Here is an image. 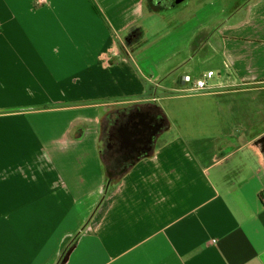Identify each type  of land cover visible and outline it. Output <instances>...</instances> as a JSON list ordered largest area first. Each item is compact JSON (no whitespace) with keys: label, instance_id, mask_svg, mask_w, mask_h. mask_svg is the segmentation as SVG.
I'll return each instance as SVG.
<instances>
[{"label":"crops","instance_id":"0c3cea01","mask_svg":"<svg viewBox=\"0 0 264 264\" xmlns=\"http://www.w3.org/2000/svg\"><path fill=\"white\" fill-rule=\"evenodd\" d=\"M172 2L0 0V264H59L76 236L61 264H264V107L189 110L201 120L191 140L155 102L192 75L172 62L175 48L207 43L188 47L191 28L212 39L214 70L264 82V0ZM156 15L170 66L150 62L148 84L124 80L117 52ZM141 101L169 127L110 178L106 118Z\"/></svg>","mask_w":264,"mask_h":264},{"label":"rangeland","instance_id":"374dc122","mask_svg":"<svg viewBox=\"0 0 264 264\" xmlns=\"http://www.w3.org/2000/svg\"><path fill=\"white\" fill-rule=\"evenodd\" d=\"M142 23L147 29L146 36L142 37L138 43H130L132 38L127 37L125 45L123 46L124 48H119L122 53L117 52V56L115 58L118 61V56L122 57L121 62L126 65L125 67L127 69L133 72V74H130L127 70L125 72L124 80H147L148 84V80H151L152 77V74L150 73V62L157 64L159 60H162V63H164L168 59L172 58L173 55L164 50L157 49L156 43L153 42L155 38L151 37L153 33L156 34L157 32H162L165 29L166 23L161 19L160 15H156L153 19L143 20ZM190 34L191 37H186L189 41L188 47L192 45L193 41H202L203 38H206L207 43L204 47H202V49L200 48L201 46H197L196 48L191 47V53L187 49L185 44L181 45V47L179 48L174 49L178 56H175L172 62L182 63V69L190 70L192 74V82L188 83L187 87H192L193 84L197 82V80L203 78L204 73H206L207 70L216 69L214 62L207 57L211 53L210 50H212L213 52L212 42L210 41L212 39L209 40L208 37L196 38L195 36L197 35V32H194L192 28ZM138 38L139 37H136L135 40H139ZM126 42L130 43L129 47L127 46ZM179 53L181 54L179 55ZM189 55H191L190 58ZM105 62L107 63V61ZM169 66V63H164L162 68H159L160 72H165ZM169 79L170 80L166 81H175L172 80V76L169 77ZM259 85L260 84H258L257 88L253 89H247L237 92H225L221 94L222 98L220 94L210 96H184L183 94L187 93L182 91L181 85V88L179 87L177 90L170 92V94L168 95L170 96V98H165L163 100H158L155 102L164 104L165 108L171 115V118L174 120L175 126L177 128L180 129V127H183V129L181 130L182 136H185L187 139L195 140L194 136H199L200 133L201 126H199V124H201V120L195 115L187 119L183 116L184 113H189V110H194L195 113H197V110H218L219 113L225 112V109H230L231 112H233V110L259 112L260 107H264V88L259 87ZM185 98H194V100L188 101V99ZM154 100H156V98ZM142 102L147 101H141L137 104H140ZM211 102H213L214 104H210ZM131 107L133 109L136 108L134 106ZM261 123L262 124L260 126H263L264 121H262ZM204 125L210 127V131L215 128L212 122H207ZM168 133H172L174 137L178 135L175 131H170Z\"/></svg>","mask_w":264,"mask_h":264},{"label":"flooded vegetation","instance_id":"af4514ba","mask_svg":"<svg viewBox=\"0 0 264 264\" xmlns=\"http://www.w3.org/2000/svg\"><path fill=\"white\" fill-rule=\"evenodd\" d=\"M175 1L177 0H173V2ZM133 39L134 37H132V40ZM145 104L146 106L140 108H124L119 111L116 119H112L111 115L106 118L105 129L101 138V151L103 157L108 163L109 172L115 174L117 177H120L131 167V161H122V156L124 154L120 148V129L132 122H138V117H140L143 113L147 115L146 121L149 122L151 127L155 126L157 123H161V118L163 116L159 108L156 106L152 107L151 105L153 104L151 102H145ZM142 152L143 151L137 152L136 156H139Z\"/></svg>","mask_w":264,"mask_h":264},{"label":"water","instance_id":"95a60500","mask_svg":"<svg viewBox=\"0 0 264 264\" xmlns=\"http://www.w3.org/2000/svg\"><path fill=\"white\" fill-rule=\"evenodd\" d=\"M180 1L183 0H177V2ZM155 6L157 8V5ZM146 118L147 115L144 118H139L138 122H132L120 129V148L124 154L122 161H131V167L141 158L147 157L154 152L158 137L169 127L163 118H161V123H157L151 127ZM140 151L143 152L139 156H136V153ZM114 176L115 174L110 173V178Z\"/></svg>","mask_w":264,"mask_h":264},{"label":"built area","instance_id":"2783aa9c","mask_svg":"<svg viewBox=\"0 0 264 264\" xmlns=\"http://www.w3.org/2000/svg\"><path fill=\"white\" fill-rule=\"evenodd\" d=\"M40 3H45L46 0H38ZM212 81V82H210ZM192 82L190 75H185L180 80V84L183 86L182 91L187 94L184 96H203L208 94H220L225 92H237L247 89L264 88V82H255L240 80L230 67H226L223 70H208L204 73L203 78L197 80L192 87H187L188 83ZM261 200L264 205V190L261 192Z\"/></svg>","mask_w":264,"mask_h":264},{"label":"trees","instance_id":"16d2710c","mask_svg":"<svg viewBox=\"0 0 264 264\" xmlns=\"http://www.w3.org/2000/svg\"><path fill=\"white\" fill-rule=\"evenodd\" d=\"M76 238H78V236H76L72 241L71 243L69 244L68 248L63 252V255L61 256L60 258V261H59V264H61L69 255V251H70V248L73 246V244H75L76 242Z\"/></svg>","mask_w":264,"mask_h":264}]
</instances>
